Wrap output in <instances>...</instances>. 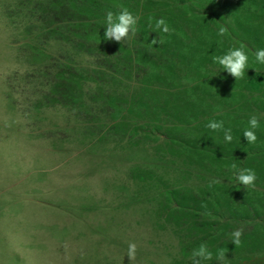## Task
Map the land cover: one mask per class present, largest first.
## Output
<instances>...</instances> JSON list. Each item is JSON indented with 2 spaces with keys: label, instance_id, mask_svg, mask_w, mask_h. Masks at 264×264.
Segmentation results:
<instances>
[{
  "label": "rangeland",
  "instance_id": "374dc122",
  "mask_svg": "<svg viewBox=\"0 0 264 264\" xmlns=\"http://www.w3.org/2000/svg\"><path fill=\"white\" fill-rule=\"evenodd\" d=\"M256 1L243 0L239 6L240 1L231 0L232 24L242 33L239 39L229 33L231 25L215 20L218 29L227 28L225 36L189 28L188 42L182 47L197 60L191 49L198 41L213 60L243 46L250 68L233 95L244 99L264 97V65L255 61V52L264 48V20L258 24L264 4ZM255 3H260L258 8ZM18 5V0H0V264H131L126 256L130 242L138 245L134 264H191V253L201 243L213 253V260L204 264H218L215 255L232 247L233 230L243 229V237L257 239L255 221L237 222L220 208L211 218L200 213L199 219L193 216L178 223L180 213L175 218L172 204L161 198L166 190L142 177L157 162L144 150L128 147L120 135L110 134L101 142L116 120L81 115L76 107L53 103V81L44 74L56 73V65L63 63L57 61L65 55L55 42L42 47V52L30 48L35 42L26 32ZM226 13L216 12L214 17ZM211 22L210 17L203 27L210 28ZM219 41L224 45L221 49ZM224 75L232 77L221 71L222 79ZM249 115L259 118L256 135L264 139V109ZM249 119L237 124L234 139L243 135ZM232 176L228 183L243 188ZM195 177L182 178L180 183L195 190L205 186L200 179L199 184L194 182ZM255 188H264V181ZM260 212L264 224V210ZM196 220H208L212 230L195 224ZM225 224L232 228L228 234L223 231ZM250 245L248 251L258 248L256 242ZM263 254L253 253L244 260L241 251H229L226 264H264Z\"/></svg>",
  "mask_w": 264,
  "mask_h": 264
},
{
  "label": "trees",
  "instance_id": "16d2710c",
  "mask_svg": "<svg viewBox=\"0 0 264 264\" xmlns=\"http://www.w3.org/2000/svg\"><path fill=\"white\" fill-rule=\"evenodd\" d=\"M18 1L26 32L35 42L30 43V48L42 52V47L55 42L65 55L59 57L57 62L63 63L56 65V73L44 74L53 81V103H65L73 110L77 108L81 115L116 120L101 142L109 140L110 134L120 135L126 139L128 147L144 150L157 162L150 171L144 170L142 177L166 190L161 198L172 204L170 209L175 211V218L176 213H180L176 218L178 223L193 216L199 219L200 213L211 218L220 208L237 222L251 225L250 222L255 221L252 226L257 239L242 236V245L235 248L233 244L228 252L241 251L244 260H249L253 253H264V224L260 212V208L264 210V188L246 190L228 183L234 175L233 163L239 168L259 171L256 183L264 181V171L259 170L264 169L261 152L264 139L259 137L254 144H248L241 134L228 143L223 131L213 132L206 127L211 120H222L224 128H230L232 134L237 124L250 118L249 113L264 109V97H235L233 92L242 79L236 81L224 75L223 80L220 67L212 62L211 53L198 41L193 43L197 47L191 49L198 55L197 60L185 53L189 48H182L188 42L189 28L204 29L205 34L211 36L218 33L215 20L220 25L221 22L231 25L229 33L239 39L242 33L232 24L231 0ZM238 1L241 6L243 0ZM261 3L264 4V0ZM255 5L258 8L260 3ZM124 8L138 18L136 34L123 46L103 40L107 12L118 14ZM222 11L227 12L224 17H214L216 12ZM262 11L264 15V9ZM150 17L153 25L155 19L165 18L170 32H154L149 26ZM210 17L211 27H203ZM235 18L244 21L241 17ZM263 18L258 17V24ZM153 39L163 40V43L153 45ZM216 44L220 49L224 46L220 41ZM234 115L240 118L234 119ZM183 166L187 171H183ZM194 176V182L199 184L200 179L205 186L198 185L195 190L180 183ZM217 180L219 183L215 182ZM196 223H203L206 230L207 227L212 230L208 220H196ZM231 230L228 224L223 225L226 234ZM251 242H256L258 248L248 251L246 247L251 246ZM235 257L237 254L231 255Z\"/></svg>",
  "mask_w": 264,
  "mask_h": 264
},
{
  "label": "clouds",
  "instance_id": "9594fccd",
  "mask_svg": "<svg viewBox=\"0 0 264 264\" xmlns=\"http://www.w3.org/2000/svg\"><path fill=\"white\" fill-rule=\"evenodd\" d=\"M138 18L133 15L127 8L122 9L118 14L109 11L105 17V32L103 40L115 41L121 46L125 45L132 36L136 34V26ZM149 26L153 27L154 32L169 33L170 26L165 18L155 19L153 25V18H149ZM228 30L226 27L221 26L218 29L219 36H225ZM153 45L163 43V40L153 39ZM214 63L217 64L221 71H226L229 75L235 78L236 81L245 78L249 67V56L243 46L230 48L225 54L214 56ZM255 61L260 65H264V48L258 49L255 52ZM258 71V69L253 68ZM220 71V72H221ZM219 72V73H220ZM206 127L213 132L224 133V140L231 143L233 136L231 129L224 128V121L211 120ZM260 128V120L257 116L253 115L248 121V127L243 131V136L246 138L248 144H254L258 137L256 130ZM231 170L234 172L235 180L246 190L255 187L257 181V173L252 168H239L237 164L231 165ZM219 183V181H215ZM230 239L235 248L242 245L243 229H235L230 234ZM138 245L135 242L128 244L126 256L130 258L131 264L137 259ZM228 259V252L226 249H219L215 255V260L218 264H226ZM213 260V253L205 243H201L198 247L193 249L191 253V264H204L206 261Z\"/></svg>",
  "mask_w": 264,
  "mask_h": 264
}]
</instances>
